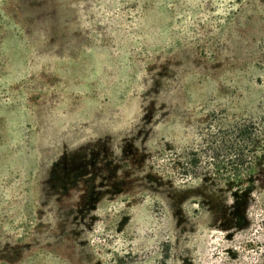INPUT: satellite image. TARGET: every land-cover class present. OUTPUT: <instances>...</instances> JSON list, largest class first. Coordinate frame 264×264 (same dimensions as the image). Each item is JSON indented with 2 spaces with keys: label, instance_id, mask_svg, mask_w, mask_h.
<instances>
[{
  "label": "rangeland",
  "instance_id": "rangeland-1",
  "mask_svg": "<svg viewBox=\"0 0 264 264\" xmlns=\"http://www.w3.org/2000/svg\"><path fill=\"white\" fill-rule=\"evenodd\" d=\"M263 147L264 0H0V264H264Z\"/></svg>",
  "mask_w": 264,
  "mask_h": 264
},
{
  "label": "trees",
  "instance_id": "trees-1",
  "mask_svg": "<svg viewBox=\"0 0 264 264\" xmlns=\"http://www.w3.org/2000/svg\"><path fill=\"white\" fill-rule=\"evenodd\" d=\"M236 133H237V136L238 137H240V139H241V141H240V144L238 145V148H236L237 149V153H236V155L239 157V160H240V163L241 164H243V163H245L247 160H245L244 158H245V156H248V157H252V159H253V161H255V159H256V157H257V155L256 154H250V155H247L248 153V151H249V149H247L244 145H245V141L247 142V140H253V138L250 136L251 134L250 133H252V132H250L249 130H247V128L246 127H241V128H239L237 131H236ZM260 132L258 131L257 132V130L254 132V137L256 136H259L260 134H259ZM253 134V133H252ZM260 147V146H259ZM246 149V150H245ZM262 149H264V147L262 148ZM258 160V159H257ZM257 160L255 161V162H252V163H249V166L247 167V172L249 173V174H255V173H257V169L259 168L258 167V163H257ZM239 181H241V179L240 180H238V182ZM240 191L242 192V191H246V189H244V188H242V189H240Z\"/></svg>",
  "mask_w": 264,
  "mask_h": 264
}]
</instances>
